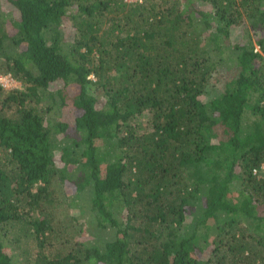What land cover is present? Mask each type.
Here are the masks:
<instances>
[{"label":"trees","instance_id":"1","mask_svg":"<svg viewBox=\"0 0 264 264\" xmlns=\"http://www.w3.org/2000/svg\"><path fill=\"white\" fill-rule=\"evenodd\" d=\"M7 75L0 264H264V0H0Z\"/></svg>","mask_w":264,"mask_h":264},{"label":"rangeland","instance_id":"2","mask_svg":"<svg viewBox=\"0 0 264 264\" xmlns=\"http://www.w3.org/2000/svg\"><path fill=\"white\" fill-rule=\"evenodd\" d=\"M130 0H124V2H126V3H132V2H129ZM63 27L61 28L62 29V32H64V35H65V37H66V39H69L68 38V30L70 29L71 30V28H66L65 26V24L64 25H62ZM68 26V25H67ZM68 27H71L70 25L68 26ZM72 31H74V30H72ZM230 39H234V35L232 36V37H230ZM68 41V40H67ZM0 85L1 86H3V88H5V90H20V89H22V86H21V84L19 83V82H16L14 79H12L9 75H7V76H0ZM59 136L61 137L62 136V134L60 133L59 134ZM86 234V233H85ZM87 236V235H86ZM80 237H82V236H80ZM89 237V239L90 240H92L93 238H94V235L93 234H91V235H89L88 236ZM30 245L28 246V248L30 247V250H31V248L33 247V245H36L35 243H33L32 241H30V243H29ZM10 251L12 250V249H9ZM11 254L13 255L14 254V252H11Z\"/></svg>","mask_w":264,"mask_h":264},{"label":"built area","instance_id":"3","mask_svg":"<svg viewBox=\"0 0 264 264\" xmlns=\"http://www.w3.org/2000/svg\"><path fill=\"white\" fill-rule=\"evenodd\" d=\"M128 1V0H127ZM143 0H130L129 2H138L141 3Z\"/></svg>","mask_w":264,"mask_h":264}]
</instances>
